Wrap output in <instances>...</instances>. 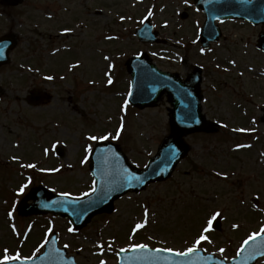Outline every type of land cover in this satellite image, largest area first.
Segmentation results:
<instances>
[{
  "label": "rangeland",
  "instance_id": "obj_1",
  "mask_svg": "<svg viewBox=\"0 0 264 264\" xmlns=\"http://www.w3.org/2000/svg\"><path fill=\"white\" fill-rule=\"evenodd\" d=\"M188 2L193 0H24L13 9L0 5V37L15 35L18 40L13 61L0 71V86L7 90L0 93V262L5 256L37 257L53 232L58 234L59 246L66 247L79 264H113L120 250L138 245L176 252L202 247L230 259L247 238L259 233L262 224L260 230L264 229V135L259 142L252 139L253 149L235 152L233 147L242 138L227 132L188 137L190 154L168 182L126 196L116 204L114 214L96 217L80 232L65 219L25 218L16 212L33 186L44 185L55 193H89L93 178L89 165L81 163L98 142H90L91 137L115 139L125 129L118 145L132 165L143 169L155 156L170 133L169 104L163 100L154 109L130 106L127 110L123 102L131 82L125 64L140 52L151 56L161 70L182 77L194 66L202 67L208 110L213 109L230 127H245L246 117L232 112L231 90L217 93L216 101L209 89L218 81L223 90L229 82L241 91L242 104L246 98L261 104L259 83H252L253 74L248 72L253 64L243 59L246 52H255L260 29L240 23L223 25L227 40L203 53L196 30L203 15L186 6ZM148 16L166 44L142 46L135 38V29ZM81 22L89 29L82 36L74 35ZM43 32L51 34L46 33V41ZM214 57L220 60L217 66ZM230 59L239 65L233 71L238 79L233 81L221 69ZM241 67L243 80L238 75ZM50 75L56 79L49 84ZM36 80L46 85L51 100L31 109L24 98ZM245 107L252 110L249 103ZM262 129L264 133L263 125ZM51 148H63L62 159L53 158L56 152L52 156ZM28 162L35 163L36 169H28ZM58 167L64 168L55 176L41 173ZM27 179L34 182L23 194ZM254 198L256 206L251 204ZM215 213H220L219 229L206 240L195 241L209 228ZM138 224L144 226L137 229Z\"/></svg>",
  "mask_w": 264,
  "mask_h": 264
},
{
  "label": "water",
  "instance_id": "obj_2",
  "mask_svg": "<svg viewBox=\"0 0 264 264\" xmlns=\"http://www.w3.org/2000/svg\"><path fill=\"white\" fill-rule=\"evenodd\" d=\"M23 0H1L6 6H17ZM207 13V32L203 43L216 40L220 31L214 28V21L221 19H243L254 24H264V0H206L202 5ZM149 27L139 30L141 41L154 40L152 35L146 38L145 33ZM209 28V30H208ZM261 47L264 48V36L261 37ZM12 38L0 40V67L9 62V54L14 48ZM144 60V59H143ZM141 66L142 60H132L128 70L132 74L134 88L132 104L139 107L155 106L166 93L170 104L171 127L173 134L166 138L159 148L158 155L150 162L144 172H138L128 166L124 156L117 147L101 145L92 157L91 172L96 179V191L85 200H69L63 197L51 198L42 188L33 190L19 207L24 215L46 214L55 212L65 215L80 229L100 213H111L113 201L130 190H140L149 182L168 178L178 162L187 154L188 148L184 145L182 137L197 132H212V126L201 114V98L199 96L200 73L195 72L189 76L188 82L182 83L177 76L159 72L155 66L148 64ZM136 177L133 184L128 175ZM28 200H34L33 206L27 205ZM55 244V243H54ZM50 245V244H49ZM51 247V245H50ZM49 247V248H50ZM122 264H190L189 260L173 254L151 257L144 250L130 254H122ZM49 257L46 254L34 262L18 264H42V260ZM51 260V259H49ZM52 264H57L52 262Z\"/></svg>",
  "mask_w": 264,
  "mask_h": 264
},
{
  "label": "snow or ice",
  "instance_id": "obj_3",
  "mask_svg": "<svg viewBox=\"0 0 264 264\" xmlns=\"http://www.w3.org/2000/svg\"><path fill=\"white\" fill-rule=\"evenodd\" d=\"M185 2H187V0H185ZM149 15H151V13H149ZM49 79H51V77H49ZM92 139H96V137H92ZM28 167H35L34 165H28ZM64 195H67V194H64ZM220 215V213H215V216H219ZM215 216L213 217V219L215 218ZM208 224H209V227H211V221H209L208 222ZM144 225L143 224H138V225H136V228L137 229H139V228H142ZM208 229H205V231H207ZM70 231H71V229H70ZM252 238H254V237H250V239H252ZM207 239V237L206 236H201L200 237V240H206ZM245 244H247V241H245ZM138 247H146V245H138ZM193 249H189V252H191ZM169 251H171L170 249H169ZM221 251H223V249H221ZM179 255H185V253H178ZM20 257H19V255H17V256H15V257H10V256H5L4 257V261H5V264H7V261H9V260H13V259H19ZM102 264H104V262H102Z\"/></svg>",
  "mask_w": 264,
  "mask_h": 264
},
{
  "label": "flooded vegetation",
  "instance_id": "obj_4",
  "mask_svg": "<svg viewBox=\"0 0 264 264\" xmlns=\"http://www.w3.org/2000/svg\"><path fill=\"white\" fill-rule=\"evenodd\" d=\"M225 87H227V84H225ZM31 88L33 89L31 92H33L34 95L41 96L43 94L42 93L43 91H42V89L40 88L39 85H33ZM0 93H3L4 94V93H6V91L0 89ZM46 97H48V96H46Z\"/></svg>",
  "mask_w": 264,
  "mask_h": 264
}]
</instances>
